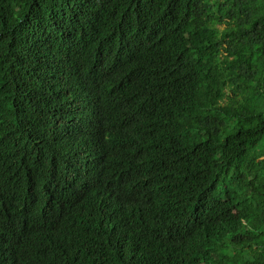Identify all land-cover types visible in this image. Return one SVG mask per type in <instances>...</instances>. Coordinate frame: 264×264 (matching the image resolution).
Instances as JSON below:
<instances>
[{"label": "trees", "instance_id": "16d2710c", "mask_svg": "<svg viewBox=\"0 0 264 264\" xmlns=\"http://www.w3.org/2000/svg\"><path fill=\"white\" fill-rule=\"evenodd\" d=\"M72 86L101 95L137 156L105 162L117 205L85 212L107 217L53 211L64 232L39 230L50 240L33 264H264V0H0V209L19 216L8 238L34 223L19 214L33 210L28 164L42 151L19 126ZM80 188L64 181L60 198Z\"/></svg>", "mask_w": 264, "mask_h": 264}, {"label": "clouds", "instance_id": "9594fccd", "mask_svg": "<svg viewBox=\"0 0 264 264\" xmlns=\"http://www.w3.org/2000/svg\"><path fill=\"white\" fill-rule=\"evenodd\" d=\"M121 31L118 20L116 35ZM165 36L163 32H153L149 40ZM149 41V42H150ZM128 86L134 90L142 88L133 83ZM45 93L36 98L42 103ZM86 97L89 105H82L80 97ZM54 96L62 99L61 108H52L41 118L40 114L32 115L27 124L19 126L22 135H26L34 147L41 148L40 162L33 166L28 164V170L33 174L36 168L35 178L31 183V202L33 210L31 214H19L23 218L33 219V225L28 229L21 227L17 233L9 237L10 233L18 226L17 210L4 212L0 209V264H33L42 257L46 242L50 240L39 233H63L64 228L52 222L45 210L52 212L58 210V206L67 207L69 211L72 205L81 210L78 223H86L90 216L85 212L87 203H92L105 209L117 205L116 192L107 189L105 175L106 164L111 154L118 159L119 153L128 152V156H137L132 141L125 142L128 134L123 132L124 125H116L110 116L101 110L99 93L83 90L79 87H68L64 90L55 89ZM89 96V97H87ZM53 112L56 121H53ZM117 152V154H116ZM30 156L28 155V161ZM128 159V158H127ZM127 159L126 162L128 161ZM71 180L82 188L67 195V203L60 198L65 195L60 186L64 181ZM44 181V182H43ZM86 194L83 195V192ZM5 198V191L0 182V206ZM106 210V209H105ZM19 235V246L13 251L12 244ZM11 255L8 258V255Z\"/></svg>", "mask_w": 264, "mask_h": 264}, {"label": "bare ground", "instance_id": "6f19581e", "mask_svg": "<svg viewBox=\"0 0 264 264\" xmlns=\"http://www.w3.org/2000/svg\"><path fill=\"white\" fill-rule=\"evenodd\" d=\"M68 185H70V186H74V187H76V183H74L73 181H71V180H67V181H65ZM77 190H80V189H77ZM73 211H77V213H76V215H74V213H73ZM45 213H46V215H47V217L52 221V222H55L56 221V217H54L53 215V213L52 212H50V211H48L47 209L45 210ZM108 213V211H105V210H103V209H99L98 211H96V216H93V215H89L88 213V215L91 217V218H95V217H100L101 215H104V218L105 217H107L109 214H107ZM68 216H69V218H70V215H71V219H72V223H78V219H79V216L81 215V210L77 207V209L76 210H72V211H69V213L67 214Z\"/></svg>", "mask_w": 264, "mask_h": 264}]
</instances>
